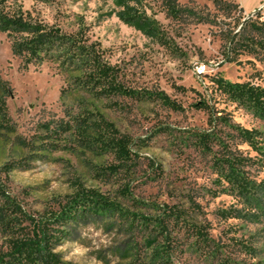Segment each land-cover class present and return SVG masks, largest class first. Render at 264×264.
Here are the masks:
<instances>
[{
  "label": "rangeland",
  "instance_id": "rangeland-1",
  "mask_svg": "<svg viewBox=\"0 0 264 264\" xmlns=\"http://www.w3.org/2000/svg\"><path fill=\"white\" fill-rule=\"evenodd\" d=\"M11 1L35 19L94 44L101 58L117 67L121 83L140 94L93 96L74 86L71 77L77 73L58 60L23 69L6 33L0 32V78L10 87L6 102L15 127L10 137H0V179L9 200L41 218L69 205L84 189L96 190L133 211H139L142 202L188 206L189 197H194L202 205L196 219L207 225L215 243L224 245L237 260L264 264V222L221 218L218 211L236 200L228 194L212 193L218 185L210 157L191 142H184L189 129L208 127L207 114L195 103L207 98L225 106L223 97L212 92L215 79L248 80L264 86L263 53H242L233 61L226 57V37L231 31L237 32L249 16L264 21V0H226L237 4L229 16L213 0H177L201 10L212 21L209 23L172 19L159 0H143L148 13L154 14L169 33L175 50L124 23L112 12L116 9L112 0ZM203 66L204 70L198 71ZM161 91L182 108L165 105L155 96ZM228 108L234 121L264 129V123L245 110L234 105ZM88 113L100 114L131 139L130 158L120 160L111 151L81 146L74 133L45 156L35 155L41 153L38 149L23 150L13 143L16 136L30 140L43 135L42 124L52 119ZM241 148L255 155L246 144ZM10 159H16L20 166L3 170ZM142 210L150 211L145 207ZM110 220L107 215L90 216L87 221L68 226L70 235L61 240L56 251L73 264L131 263L128 245L135 238L132 240L124 228ZM8 237L0 227V254L8 250ZM138 239L141 241V237ZM238 242L252 244L253 253L243 250ZM191 248L178 253L177 264H204L202 256Z\"/></svg>",
  "mask_w": 264,
  "mask_h": 264
},
{
  "label": "trees",
  "instance_id": "trees-1",
  "mask_svg": "<svg viewBox=\"0 0 264 264\" xmlns=\"http://www.w3.org/2000/svg\"><path fill=\"white\" fill-rule=\"evenodd\" d=\"M112 1L116 6L112 12L124 23L175 50L169 33L154 14L148 13L143 0ZM159 1L172 19L212 22L195 7L183 6L177 0ZM213 2L228 16L237 7L226 0ZM0 32L6 33L12 53L21 59L23 69L58 60L65 68L77 73L71 77L74 86L93 96L137 97L140 94L121 83L117 67L105 62L94 44H88L75 34L64 33L54 24L35 19L14 1L0 0ZM226 38L229 61L242 53L264 54V21L249 16L237 32L231 31ZM212 92L223 97L225 106L220 107L219 101L214 99L212 102L207 98L195 103L196 108L207 114L208 127L189 129L184 142H191L204 156L210 157L218 185L212 193L215 196L228 194L236 200L218 211L219 216L251 223L264 222V175L260 176V172H264V129L245 127L234 121L233 111L228 108L234 105L235 109H243L264 123V86L248 80L233 82L219 77L214 80ZM9 95V85L0 78V137L15 133L6 102ZM155 96L170 108H182L164 91ZM41 129L43 135L30 140L16 136L13 143L23 150L38 149L41 153L34 154L45 156L46 152L59 149L62 139L74 133L81 146L111 151L120 160L130 158L131 139L98 113L52 119L43 123ZM243 144L255 155L242 149ZM19 166L16 159H10L2 169L10 171ZM188 200V206L179 202H142L140 210L133 211L96 190L84 189L63 209L36 218L9 200L0 179V227L9 236L8 250L0 254V264H73L56 251L61 240L70 235L67 227L87 221L90 216L103 215L124 228L132 240L135 238L128 245L129 257L133 259L129 264H177L178 253H185L191 246L202 256L204 264H254L237 260L227 253L224 245L215 243L208 235L207 225L196 219L202 212V205L194 197ZM144 207L150 211H143ZM191 239L193 244H188ZM239 244L246 252L253 253L252 244Z\"/></svg>",
  "mask_w": 264,
  "mask_h": 264
},
{
  "label": "built area",
  "instance_id": "built-area-1",
  "mask_svg": "<svg viewBox=\"0 0 264 264\" xmlns=\"http://www.w3.org/2000/svg\"><path fill=\"white\" fill-rule=\"evenodd\" d=\"M204 68H205V66H203V67H198V71H203L204 70Z\"/></svg>",
  "mask_w": 264,
  "mask_h": 264
}]
</instances>
